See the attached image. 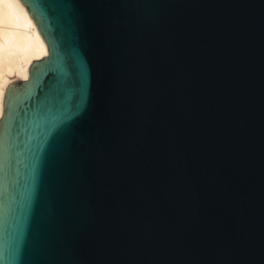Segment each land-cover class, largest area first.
I'll return each mask as SVG.
<instances>
[{"label":"water","instance_id":"1","mask_svg":"<svg viewBox=\"0 0 264 264\" xmlns=\"http://www.w3.org/2000/svg\"><path fill=\"white\" fill-rule=\"evenodd\" d=\"M20 1L0 264H264V0Z\"/></svg>","mask_w":264,"mask_h":264},{"label":"bare ground","instance_id":"2","mask_svg":"<svg viewBox=\"0 0 264 264\" xmlns=\"http://www.w3.org/2000/svg\"><path fill=\"white\" fill-rule=\"evenodd\" d=\"M48 54L47 44L20 0H0V118L7 83L25 80L32 60Z\"/></svg>","mask_w":264,"mask_h":264},{"label":"snow or ice","instance_id":"3","mask_svg":"<svg viewBox=\"0 0 264 264\" xmlns=\"http://www.w3.org/2000/svg\"><path fill=\"white\" fill-rule=\"evenodd\" d=\"M44 54H47V53L45 52ZM24 79H25V80H27V79H28V77H27V76H25V77H24Z\"/></svg>","mask_w":264,"mask_h":264}]
</instances>
